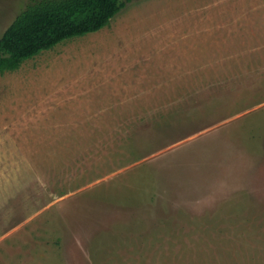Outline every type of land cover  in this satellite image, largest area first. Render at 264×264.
<instances>
[{"label": "rangeland", "instance_id": "374dc122", "mask_svg": "<svg viewBox=\"0 0 264 264\" xmlns=\"http://www.w3.org/2000/svg\"><path fill=\"white\" fill-rule=\"evenodd\" d=\"M119 3L0 74V264H264V0Z\"/></svg>", "mask_w": 264, "mask_h": 264}, {"label": "trees", "instance_id": "16d2710c", "mask_svg": "<svg viewBox=\"0 0 264 264\" xmlns=\"http://www.w3.org/2000/svg\"><path fill=\"white\" fill-rule=\"evenodd\" d=\"M119 0H35L0 37V74L61 41L96 32L120 11Z\"/></svg>", "mask_w": 264, "mask_h": 264}]
</instances>
